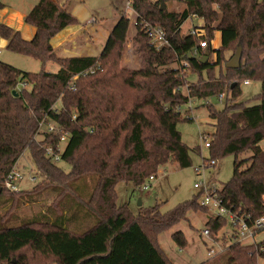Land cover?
Returning a JSON list of instances; mask_svg holds the SVG:
<instances>
[{"label": "trees", "instance_id": "16d2710c", "mask_svg": "<svg viewBox=\"0 0 264 264\" xmlns=\"http://www.w3.org/2000/svg\"><path fill=\"white\" fill-rule=\"evenodd\" d=\"M172 1L132 0L140 20L172 35L171 46L161 51L150 44L140 26L131 36L132 21L122 14L100 56L60 58L52 39L76 24L77 18L57 0H38L26 15L25 23L37 29L32 40L0 19V38L8 42L6 49L44 64H59L57 72L34 73L0 61V192L7 191L6 176L29 151L35 177L48 182L56 193L47 207L49 215L0 228V264L51 260L57 264H174L160 247L158 236L186 219L189 210L209 213L199 204V196L168 212L157 204L135 216L127 204L118 203L116 187L120 182L141 187L169 163L192 166V154L201 155V148L184 143L178 129L183 119L178 108L190 99L225 94L222 109L205 104L214 121L211 157L205 159L218 161L251 152L247 158L236 159L223 193L234 209L253 219L264 215V0H184L180 11L167 8ZM4 7L0 0V9ZM194 15L203 20L206 51L210 52L207 62L188 55L199 39L183 33L181 27ZM217 31L222 42L213 49ZM129 43L138 56V69L124 66ZM239 47L243 49L241 66L225 67L226 74L216 77L215 67L226 65ZM174 64L178 66L173 68ZM189 71L200 76L208 71L209 78L191 83ZM247 80L261 83L257 105L239 101L241 84ZM44 119L68 135L62 154V162L70 166L68 172L45 152V146L58 145L61 135L47 133L41 125ZM92 175L97 184L89 199L78 203L98 221L77 232L66 224L70 202L76 197L74 184ZM45 197L51 198L50 193ZM227 222L210 216L207 227L216 234ZM173 238L181 248L187 245L182 232ZM225 254L228 264H258L259 258L264 259V252L257 255L252 245L233 244Z\"/></svg>", "mask_w": 264, "mask_h": 264}, {"label": "rangeland", "instance_id": "374dc122", "mask_svg": "<svg viewBox=\"0 0 264 264\" xmlns=\"http://www.w3.org/2000/svg\"><path fill=\"white\" fill-rule=\"evenodd\" d=\"M38 0H2L5 7L16 8L28 14ZM71 10L78 13L77 23L84 29L80 36L86 38L90 48L87 50H78L77 55L100 56L108 41L109 35L118 23L122 14L130 17L132 24L130 35L135 34L134 15L127 9L129 0H75ZM184 0H174L167 6L169 10L180 11L184 8ZM74 14V13H73ZM94 18L95 23H89ZM203 23L200 18H189L183 24L182 31L186 33L193 25ZM213 49L221 46V33H215ZM214 58V56H213ZM215 59V58H214ZM0 61L13 65L23 71L38 73L43 70L57 72L59 64L54 61H48L45 64L35 58L14 53L5 48H0ZM124 66L129 69L139 68L138 56L134 53L131 43L127 45L125 52ZM174 64L172 67L176 68ZM225 65H218L214 69L216 77L226 74ZM201 78H209L208 71L203 72L200 76L198 73L189 71V82H198ZM242 96L240 102L252 106L259 104V94L261 93V83L258 80H251L250 84H241ZM227 98L220 102L218 96H211L207 100H195L194 119L193 121L185 120L179 122L178 129L182 134L183 142L189 147H200L201 155L192 154L193 164L190 167L181 168L178 163H169L160 168L157 177L151 181L149 189L145 190L136 187L132 183L120 182L116 190L118 203L127 204L133 215L137 216L143 209L161 205L162 212H168L181 203L189 201L198 195L194 188L196 182L202 180L203 176L197 172V168L203 164V159L211 157L209 148L205 147V137L211 141L214 132V121L210 118L206 102H210L217 108L222 109L226 104ZM60 103L57 104V108ZM204 136L202 137V135ZM41 136H38L40 138ZM264 148V140L261 144ZM251 156V152L239 156L228 155L217 161L215 168L208 169L205 174L208 178L216 181L219 186L223 187L233 176L236 159H244ZM59 166L67 172L70 166L65 162H60ZM17 168L23 173L25 179L20 182V191L13 195V192H0V228L6 226H15L33 220L40 214H47L48 206L53 204L55 192L53 187L48 186V182L41 183V178L31 181L35 177V166L30 157L29 151H26L17 163ZM97 184V177L87 176L78 180L74 187L76 197L70 202L71 210L67 215L70 217L66 224L77 232H83L92 227L98 218L89 213V210L81 206L80 200H88ZM50 193L51 198L45 197ZM141 201V203H140ZM16 202V203H14ZM14 203V205H12ZM66 210V208H65ZM214 212L204 213L203 211L189 210L186 219L175 225L170 230L164 231L158 236V243L167 257L174 264H228L225 253L215 258H210L208 250L214 245V239L204 234L207 229V222ZM8 215L9 217H6ZM78 218V219H77ZM72 219V220H71ZM182 232L186 239L187 245L181 248L173 238L175 233ZM218 243L223 247H228L232 242V227L228 219L227 224L219 231L216 236ZM15 261V260H14ZM46 264H57L55 261H48ZM258 264H264V259L260 258Z\"/></svg>", "mask_w": 264, "mask_h": 264}, {"label": "built area", "instance_id": "2783aa9c", "mask_svg": "<svg viewBox=\"0 0 264 264\" xmlns=\"http://www.w3.org/2000/svg\"><path fill=\"white\" fill-rule=\"evenodd\" d=\"M127 9L134 15V26H140L142 32H144L150 39V44L158 51L163 50L172 44V35L163 27L152 24L146 20H140L138 13L132 7V0L127 3ZM190 18H200L196 15ZM201 19V18H200ZM202 20V19H201ZM94 23V18L89 21ZM183 26L181 27V29ZM187 35L196 36L199 39L198 44H196L192 50L188 53L189 57L193 58H203L204 52L207 50L208 41L206 39V31L204 24L193 25ZM183 67L187 71L189 70V63L187 61L183 62ZM245 84H250V81H245ZM225 94H220L218 96L220 102L225 99ZM194 104L195 100L190 99L188 104L185 106H180L178 111L181 113L182 118H192L194 119ZM76 116H74L75 118ZM42 127L49 134H60V142L58 145H47L45 146V152L47 156L54 162L59 164L62 162V154L65 149V145L68 141V135L63 132L62 129L58 127V124L44 119L41 122ZM203 134V133H202ZM204 134L202 135V137ZM205 137V136H204ZM205 139V147H210V142ZM217 165L216 160H206L203 159V164L197 168V172L203 176L202 180L195 183L194 188L198 191L199 204L206 208L209 212L212 211L214 214L212 218H226L231 222L232 227V242L228 247H223L218 243L216 238L219 233H212L211 229L207 227L204 234L208 237L214 239V245L208 250L210 258H215L226 250L233 244L242 245H252L255 247L256 254L260 256L264 252V215L253 219L250 214H245L242 210H236L231 206V201L229 197L225 196L223 193V187L208 178L205 174L208 169L215 168ZM158 174V173H157ZM156 175H151L147 178L141 188L147 190L151 186V181H153ZM25 179L23 173L17 168V165L8 173L4 180V187L9 192H19V184ZM36 180V177L31 178V181ZM260 259V258H259ZM263 259V258H262Z\"/></svg>", "mask_w": 264, "mask_h": 264}, {"label": "crops", "instance_id": "0c3cea01", "mask_svg": "<svg viewBox=\"0 0 264 264\" xmlns=\"http://www.w3.org/2000/svg\"><path fill=\"white\" fill-rule=\"evenodd\" d=\"M57 1L71 14L74 13L73 15L75 16V18H78V13H76L74 10H71L72 5L76 2L75 0ZM26 15L27 14L25 12L17 10L16 8L6 6L0 9L1 21L15 28L16 30H19L24 39L32 40L37 33V29L34 26L25 23ZM83 30L84 29L82 28V25H69L65 27L61 32H59L55 37H53L52 45L60 58L84 57V55L79 56L75 53L78 50H87L88 48H90L89 44L87 43V39L81 38L80 36ZM7 44L8 42L6 40L0 38V48L7 47Z\"/></svg>", "mask_w": 264, "mask_h": 264}, {"label": "water", "instance_id": "95a60500", "mask_svg": "<svg viewBox=\"0 0 264 264\" xmlns=\"http://www.w3.org/2000/svg\"><path fill=\"white\" fill-rule=\"evenodd\" d=\"M162 9H166V4L163 2ZM242 56H243V49L241 47L238 48L236 53L230 58V60L226 63L225 67L228 69H237L241 66L242 62ZM210 57V52L206 51L205 55L201 59L202 62H207ZM236 85V82L232 85L234 87ZM14 94H18L17 91H14ZM141 203V201H140Z\"/></svg>", "mask_w": 264, "mask_h": 264}]
</instances>
